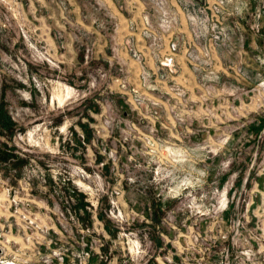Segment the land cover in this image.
I'll use <instances>...</instances> for the list:
<instances>
[{
	"label": "rangeland",
	"instance_id": "374dc122",
	"mask_svg": "<svg viewBox=\"0 0 264 264\" xmlns=\"http://www.w3.org/2000/svg\"><path fill=\"white\" fill-rule=\"evenodd\" d=\"M0 264H264V0H0Z\"/></svg>",
	"mask_w": 264,
	"mask_h": 264
},
{
	"label": "trees",
	"instance_id": "16d2710c",
	"mask_svg": "<svg viewBox=\"0 0 264 264\" xmlns=\"http://www.w3.org/2000/svg\"><path fill=\"white\" fill-rule=\"evenodd\" d=\"M8 122H10L9 118L7 116H2L0 117V127H7L8 126Z\"/></svg>",
	"mask_w": 264,
	"mask_h": 264
}]
</instances>
